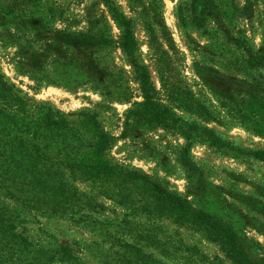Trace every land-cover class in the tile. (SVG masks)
Wrapping results in <instances>:
<instances>
[{
	"label": "rangeland",
	"instance_id": "obj_1",
	"mask_svg": "<svg viewBox=\"0 0 264 264\" xmlns=\"http://www.w3.org/2000/svg\"><path fill=\"white\" fill-rule=\"evenodd\" d=\"M112 9L128 22L130 53ZM263 47L264 0H0V74L65 117L82 142L102 133L106 149L84 154L100 162L98 178L73 182L99 208L85 222L39 217L27 238L78 259L51 264H132L136 252L124 243L160 264H184L178 240L231 264L202 224L155 208L151 185L228 227L246 256L264 262V161L248 154L264 151V63L248 65ZM134 63L161 123L134 114L144 101ZM200 128L229 148L211 146ZM124 189L129 204L108 193Z\"/></svg>",
	"mask_w": 264,
	"mask_h": 264
},
{
	"label": "trees",
	"instance_id": "obj_2",
	"mask_svg": "<svg viewBox=\"0 0 264 264\" xmlns=\"http://www.w3.org/2000/svg\"><path fill=\"white\" fill-rule=\"evenodd\" d=\"M110 12L123 28L122 48L130 53L133 42L128 22L115 10ZM257 61L264 63V47L258 60H249L248 65L255 67ZM133 67L138 72L144 100L134 114L147 122L161 123L163 111L152 100L145 69L136 63ZM259 99L262 102L264 97ZM199 132L205 135L211 146L229 148L226 142L210 130L200 128ZM103 143L102 133H98L96 142H82L78 133L69 129L65 117H55L49 108L31 104L19 96L0 74V264L77 262L78 259L67 246L57 244L44 250L32 243L26 236V224L37 221L39 217H76V222H85L91 217V213L99 206L92 200L85 199L76 190L73 182L80 177L93 181L98 178L100 162L87 159L84 154L88 151L96 157L106 150ZM248 154L264 161V151ZM106 176V173L103 174L102 179H106ZM112 176L110 171L109 177ZM124 177L129 181L137 180L136 177L126 174ZM126 191L119 193L108 190V193L118 204L123 205L130 203ZM146 195L155 208L188 216L202 224L208 230L210 239L224 252L225 258L231 264H264L246 256L235 234L228 227L208 215L194 212L190 203L181 196L151 185L147 187ZM172 245H176L173 252L183 253L184 264H223L217 257L209 261L195 248L182 244L180 240ZM123 246L136 252L133 255L136 262L132 264H160L150 255L143 254L137 244L124 243ZM167 251L168 249L165 253Z\"/></svg>",
	"mask_w": 264,
	"mask_h": 264
}]
</instances>
